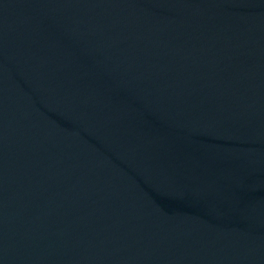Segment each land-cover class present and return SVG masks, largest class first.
I'll list each match as a JSON object with an SVG mask.
<instances>
[{"label": "water", "instance_id": "obj_1", "mask_svg": "<svg viewBox=\"0 0 264 264\" xmlns=\"http://www.w3.org/2000/svg\"><path fill=\"white\" fill-rule=\"evenodd\" d=\"M0 264H264V0H0Z\"/></svg>", "mask_w": 264, "mask_h": 264}]
</instances>
